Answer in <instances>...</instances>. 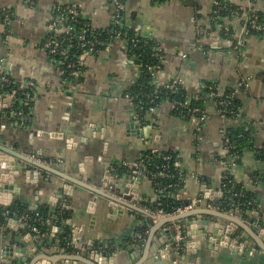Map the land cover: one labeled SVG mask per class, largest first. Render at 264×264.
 Here are the masks:
<instances>
[{
    "label": "crops",
    "instance_id": "0c3cea01",
    "mask_svg": "<svg viewBox=\"0 0 264 264\" xmlns=\"http://www.w3.org/2000/svg\"><path fill=\"white\" fill-rule=\"evenodd\" d=\"M218 1L0 0V75L31 82L35 88L28 113L21 118L0 117V144L106 193L114 188L110 181L123 182L121 174L131 172L126 168L138 163L146 151L170 154L184 175L179 198L185 206L192 205L186 212L193 215L177 225L183 233L189 232L186 223L207 220L211 228L225 224L243 237L240 247L244 241L249 246L239 253L222 243L215 250L199 237L195 253H188V247L182 255L173 253L160 220L170 221L164 224L176 235L180 215L147 217L144 211L160 200L161 193L146 176L133 204L138 210L124 208L117 216L108 208V200L87 188L10 157L25 164L26 170L38 172L31 179L25 172L13 176L18 193L12 203L19 201L31 210L48 206L53 212L68 206L70 212L58 225L54 216L44 236L22 234L23 222L8 220L0 228V249L11 246L25 252L13 256V264H32L41 256L53 260L40 262L46 264H96L92 250L103 251L117 264H264V246L256 240L264 241V233L256 232L264 229V31L245 27V16L251 11L264 20V0H221L240 12L228 21L232 39L213 21ZM57 5L76 6L96 29L109 27L121 6L124 25L153 40L163 52L155 87L176 83L189 100L201 102L204 121L178 113L170 102H162L143 118L138 116L127 92L138 81L140 69L122 39L84 56L82 74L65 79L44 48ZM209 86L218 87L220 97L236 92L235 115L222 111L209 95ZM9 101L8 97L0 100V112ZM231 131L239 134L234 156L225 149V134ZM225 176L251 199V210L238 206L237 216V207H221ZM67 186L72 188L69 196ZM66 229L71 237L62 246L59 238ZM198 229L193 226L192 231ZM138 233L144 234L145 241L136 238ZM191 241L188 238L187 243Z\"/></svg>",
    "mask_w": 264,
    "mask_h": 264
},
{
    "label": "built area",
    "instance_id": "2783aa9c",
    "mask_svg": "<svg viewBox=\"0 0 264 264\" xmlns=\"http://www.w3.org/2000/svg\"><path fill=\"white\" fill-rule=\"evenodd\" d=\"M64 5H57L54 7L53 16L49 25V35L47 36L44 42V48L48 52L52 61L58 65L67 64L69 70H71V75L73 77H78L81 75L80 69L84 64L83 57L86 55H95L97 54V46L105 45L103 41L96 39L94 37L95 33L91 32L90 29L94 28L92 24L82 23L80 19V11L76 6H70L69 8H62ZM122 11L121 6L118 7V14ZM226 14V15H225ZM240 12L237 9L231 8L229 4H224L221 2L215 3V9L213 10V21L215 25L223 32V35L228 39L234 38V33L232 27L228 24V21L233 20L238 17ZM245 19V27L246 30L252 32H263L264 31V20L263 18L255 11H251L247 14ZM80 27L81 31H78ZM89 33V35H88ZM9 41H14L10 36H8ZM110 45L107 47L109 48ZM75 52L73 53V51ZM100 52V51H99ZM79 53H82L80 56ZM79 54V55H78ZM56 58V59H55ZM74 58H77V63L74 61ZM160 63H157L154 67L149 68L152 72V75L155 77L157 72L161 69V60ZM0 84H12V82L8 79L6 75H0ZM164 91L167 94H176L179 92L180 87L176 83H167L163 85ZM34 84L31 82L21 83L19 88H12L11 91L0 90V100L3 98H9V103L6 104L5 107L11 109V115L16 118H21L24 116V112L17 110L16 103L19 102L26 111L32 109V98H33V90ZM162 92H160L161 94ZM208 93L211 97L217 99L218 105L221 107L222 111L227 114L228 109L231 108L230 114H234L235 112V103L234 99L236 98V92L234 90H230L223 97L219 95V88L216 86H209ZM159 93H156L158 96ZM150 98V102L155 104L156 97L153 94L147 95ZM173 105V108L180 114H183L189 118H193L194 120H198L203 122L205 119V110L203 107L192 105L191 100L186 102H180L178 100H174L170 102ZM3 105V104H2ZM143 103L140 102L139 108L142 109ZM154 107L150 108L149 112L154 111ZM138 116H140L138 114ZM225 149L229 156H234L235 154L232 152V145L228 138L227 133L225 134ZM152 155L160 154L156 151H151ZM158 157L161 159V165H152V168L155 170H149L147 175L146 171V160H150L152 156H143L140 162L136 163L133 167L129 168V170L133 173H136L138 176H146L153 184L154 188L161 194L164 192H170V190L175 191V196L180 193L181 186L184 181V175L180 174L178 177L172 175L171 166L177 167V161L173 156H167L160 154ZM126 167V166H125ZM128 167V166H127ZM178 168V167H177ZM160 170V173L157 172ZM157 173V174H156ZM157 176L162 179L174 180V183L168 186H161L159 182H154L153 177L157 178ZM224 181H227V185H231L232 187L229 189L231 197H238V193L235 191V183L230 178V176H225ZM161 186V187H160ZM224 189V185H223ZM174 196V195H173ZM161 199V197H160ZM203 200L201 198L198 199L197 203H201ZM159 202V201H158ZM161 203L158 204V209H148V211L158 215V216H175L179 214L185 213L192 205L184 206L176 209L174 213L167 214L164 213L160 208ZM176 244L175 250L179 249L182 246V243L185 241L186 237L182 231L181 226H176ZM38 232L37 229H33ZM144 234L138 233L136 234V238L140 241H145ZM146 236V235H145Z\"/></svg>",
    "mask_w": 264,
    "mask_h": 264
},
{
    "label": "trees",
    "instance_id": "16d2710c",
    "mask_svg": "<svg viewBox=\"0 0 264 264\" xmlns=\"http://www.w3.org/2000/svg\"><path fill=\"white\" fill-rule=\"evenodd\" d=\"M224 4L223 1H218ZM230 5V4H229ZM69 5H64L62 8H69ZM231 8H233L231 6ZM215 9V5H214ZM213 9V10H214ZM235 9V8H234ZM79 10V8H78ZM80 11V10H79ZM81 14V12H80ZM226 15V14H225ZM261 16V15H260ZM262 17V16H261ZM124 15L123 10L120 12V14L114 18L112 24L105 28V29H96L91 28L90 31L95 33L94 38L99 39L104 42L105 45H98L97 46V52L106 50L109 45L112 44V42L116 39H122L127 41L128 43V50L132 58L135 60L136 65L140 69V77L138 81L128 90L127 96L134 102L136 106V112L140 115L141 118H143L147 112L150 111L151 107L156 108L157 105H160L162 102H173L174 100H178L180 102H186L189 101L187 95L185 92H183L180 88L179 92L176 94H167V92L164 91V88L155 87L154 85V76L152 75V72L149 68L154 67L157 65V63H160V60L162 58V51L157 49V44L147 38H143L140 35L136 34L134 31L129 29L124 25ZM82 23H88L91 24L90 21L84 19L80 15L79 19ZM78 31H81L80 27L78 28ZM89 35V33H88ZM75 50L73 51V53ZM80 56L82 53H79ZM78 54V55H79ZM56 59V58H55ZM74 61L77 63V58H74ZM83 62V61H82ZM60 66V65H59ZM84 65H82V68L80 69V72L82 74ZM61 71H63L64 78H74L71 75V70L68 69L67 64H63L60 66ZM8 79L12 82V84H0V90H6L11 91L12 88H19L20 82H17L13 80L10 76H7ZM1 90V92H3ZM35 89L33 90L34 93ZM160 92H162L160 94ZM156 97L155 104L150 102V98L147 97L149 94H153ZM156 93H159L158 96ZM140 102L143 103L142 109L139 108ZM235 112L238 109V101L235 98ZM32 104V103H30ZM192 105L200 106L201 102L191 100ZM33 105V104H32ZM17 110L23 111L25 114L29 111H26L24 106H22L19 102L16 103ZM227 112L228 116H233L234 114H230L231 108L228 109ZM11 115V109L4 107L2 109V112H0V117L2 115ZM228 138L232 145V152L234 154H237V148L236 144L238 141V135L237 133L231 131L227 133ZM160 154L152 155L151 151H146L143 156H152L150 160H146V171L147 175L149 170H155L152 168V165H161V159L158 157ZM167 156H172L170 154H162ZM140 162V161H139ZM127 171H130L129 168H126ZM171 172L172 175H175L178 177L180 174L183 175V173L180 172V170L177 167L171 166ZM160 173V170L157 172ZM156 173V174H157ZM150 176V175H149ZM154 182H159L161 186H168L177 181L174 180H168V179H162L161 177L157 176V178L153 177ZM227 181H223L224 185V198L221 200V207L224 209H232L236 208L238 206H242L245 211L251 210L253 208V203L251 199H249L246 195H243L240 188L235 187V191L239 194L238 197H231L229 189L232 187L231 185H227ZM160 186V187H161ZM175 191L170 190V192H164V194H161V199L159 202H156L154 204H150L148 207L151 209H158V204L161 203L160 208L163 210L164 213L171 214L176 211V209L184 207L185 205L182 203V201L179 198V194L175 196ZM174 195V196H173ZM243 195V196H242ZM70 212L66 211V209L58 208L56 211H52L50 207L43 206L36 210H31L28 206L24 205L23 203L19 201H15L12 203L10 207L4 208L0 207V228L6 225L7 221L10 219H16L20 220L24 224V228L21 231L22 234L29 233L33 236H44L48 233L49 227L48 223L51 221V219L55 216L57 225L66 217H69ZM37 229L38 232L34 231L33 229ZM71 237V231L69 229H66L65 232L60 236L59 240L61 241L62 246L68 245V241ZM185 242L182 243V246L180 247L179 255H182V253L185 252Z\"/></svg>",
    "mask_w": 264,
    "mask_h": 264
},
{
    "label": "water",
    "instance_id": "95a60500",
    "mask_svg": "<svg viewBox=\"0 0 264 264\" xmlns=\"http://www.w3.org/2000/svg\"><path fill=\"white\" fill-rule=\"evenodd\" d=\"M135 127L137 128V126L132 124V128H135ZM10 157L21 160L25 164H28L35 168L47 171L52 174L59 175L65 180H67L68 182L85 187L91 192L101 196L102 198H105L106 200L109 201L107 206L109 209H111L113 215L121 216L124 212V208L138 210L133 204L137 203L138 201V191L140 188V184L142 182V176H138L136 173L124 172L123 174H121V176H123L122 177L123 182H120L119 178L118 179L113 178L110 181V185L114 187V188H111L112 193H106V192L98 191L96 189H92L89 186L79 181H76L68 176H65L61 172L53 170L52 168L40 162H37L36 160L30 157H27L2 144H0V206L1 207H4V208L10 207L12 205V199H13L14 194L18 193L17 187L15 186L13 182L14 175L16 176V175H19L20 173L25 172V173H30L27 175V179L29 177L31 179V176L32 178L38 177V172H32L30 169L26 170L24 168L25 164H20L19 162H12L10 160ZM3 171H7L8 174H2ZM116 181L119 183L118 185L116 184ZM66 189L67 191L65 193L66 195L69 196L72 188L70 186H67ZM60 193H63V192H60ZM206 196L208 197V199L213 201V198H210L211 196H210L209 190H206ZM221 196H224V193H222ZM214 197L216 198V194L214 195ZM54 206H56V204H54ZM64 208L66 209L68 208V206H64ZM144 213L147 215L148 218H153V220H156V216H157L156 214L148 210L144 211ZM185 213L179 214L180 215L179 218H176V221H175L176 226L179 225V221L184 220L193 215V213H190V212H185ZM236 214L237 216L240 215V207L236 208ZM224 218L226 220H230L227 217H224ZM169 222L170 221L160 220V223L161 224L163 223L161 227L166 229L164 232V237L167 240L166 243L168 244V250L172 251L173 253L177 251L179 252L180 248L177 250H175L174 248L176 244V239H175V235L172 233V230L169 229L171 226H169L168 228L166 227V224H164V223H169ZM231 222L239 224L238 222H235L233 220H231ZM186 226L189 232L186 231V233H184L186 237L184 242L186 246L185 251H187L186 249L188 247V251H187L188 253L196 252V247H197L196 241L199 240V237L200 239L209 242L210 249L213 248V246H215V250L218 249V246L224 243L226 246H228L230 250H236L237 252L241 253L245 249V247L249 246L250 244L248 241H244V244H242L240 247L239 244L242 243L243 237L241 235L237 236V234H235L233 230L228 229V227H226L225 224L224 225L222 224L219 226L214 225V227L211 228L210 221L206 220L203 222V220H198L196 222L194 221L188 222L186 223ZM193 226L199 227L198 232L192 231ZM256 232L259 235H261L264 233V229H260L259 231H256ZM74 234L76 235V232ZM188 238L192 240L191 243L189 244L187 243ZM75 239L77 238L75 237ZM256 240L257 242H259L258 244L262 248V246H264V241L262 242L259 239H256ZM88 247L89 248L92 247V242L89 243ZM139 248H140V245H139ZM91 253H92L91 260H93L96 264H102V261L104 259L108 261V264H112V263L117 264V262H115L117 259L106 257L103 251L92 250ZM13 256H16V257L25 256V252L21 250H17V249L12 250L11 246H6L0 249V263L13 264ZM45 260L50 261V262L53 261L52 259H47L46 256H41L39 259H35L32 264H46L45 262L40 263L41 261H45Z\"/></svg>",
    "mask_w": 264,
    "mask_h": 264
}]
</instances>
